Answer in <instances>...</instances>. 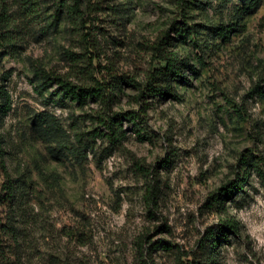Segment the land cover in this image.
Listing matches in <instances>:
<instances>
[{
	"label": "rangeland",
	"instance_id": "1",
	"mask_svg": "<svg viewBox=\"0 0 264 264\" xmlns=\"http://www.w3.org/2000/svg\"><path fill=\"white\" fill-rule=\"evenodd\" d=\"M1 85L0 264H264V0H0Z\"/></svg>",
	"mask_w": 264,
	"mask_h": 264
},
{
	"label": "trees",
	"instance_id": "2",
	"mask_svg": "<svg viewBox=\"0 0 264 264\" xmlns=\"http://www.w3.org/2000/svg\"><path fill=\"white\" fill-rule=\"evenodd\" d=\"M77 6L78 4L75 3V5L73 6V10H77ZM163 53H164L163 56H160L159 59L161 61L166 62L165 70L154 71L150 75L148 85L146 88V92L149 94L158 92V88L156 84H157V79L159 77L164 76L171 81H176L178 79H181L182 77L181 68L184 64L183 61L179 59L177 55L173 54L172 52H170L169 54V52L164 51ZM55 79H56V83L63 89L65 93H67L68 95H70L71 97L75 98L78 101H83L86 98L93 97V98H101L109 102L115 98L116 90L110 87L105 89L104 86L101 83H99L97 80L95 85H91L89 87H83V86L74 85L73 83H70L68 80H66L63 77H59ZM130 83H132L131 87H138V85L134 84V82L131 81ZM0 100H1V104H0V117H1L3 114L8 113L12 107V100L10 94L2 85L0 86ZM126 117L130 120H135L134 115L130 113L126 114ZM48 129L50 128L48 127ZM110 130L112 131L113 137L115 139L121 137V134L115 130L112 124L110 126ZM0 168H2L6 172L5 166L3 164H0ZM246 179L247 178H245V180ZM4 189L7 191V197L10 198L14 197L15 190L13 186L10 185L7 187L4 186ZM242 189H243V184L238 182L227 188L224 192V195H226L227 197L228 196L233 197L234 195L239 193ZM239 230H240L239 224L234 220L226 221L224 227L220 228L218 231L214 229H210L208 235L206 236L205 243L202 246L203 249L205 247L210 248V252H209L210 254H208V258L206 262L195 260L190 264H209V262L213 263L216 257L215 256L216 250L217 247L219 246V243L229 241L228 240L229 231H232L233 233H238Z\"/></svg>",
	"mask_w": 264,
	"mask_h": 264
}]
</instances>
